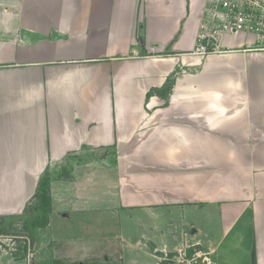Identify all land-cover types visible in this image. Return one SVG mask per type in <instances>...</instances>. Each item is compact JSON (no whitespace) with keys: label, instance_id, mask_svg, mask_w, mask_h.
Instances as JSON below:
<instances>
[{"label":"crops","instance_id":"1","mask_svg":"<svg viewBox=\"0 0 264 264\" xmlns=\"http://www.w3.org/2000/svg\"><path fill=\"white\" fill-rule=\"evenodd\" d=\"M205 1L0 0V223L85 151L116 196L91 211L53 184L48 223L0 264H180L184 244L264 264V38L195 54Z\"/></svg>","mask_w":264,"mask_h":264},{"label":"rangeland","instance_id":"2","mask_svg":"<svg viewBox=\"0 0 264 264\" xmlns=\"http://www.w3.org/2000/svg\"><path fill=\"white\" fill-rule=\"evenodd\" d=\"M81 154L78 158L70 162L68 166H65L64 169L60 168L55 173L58 175L54 177L47 191L50 195L51 200H52L51 187L53 184L55 185L57 184L56 186L62 187L61 186L62 183L72 181L73 179L76 180L78 185L72 188L74 193L72 192L70 197L74 198L77 192L81 193V197L82 196L84 197L83 199L79 200L78 205L79 204H81L82 206L88 205V207H91V211H93L95 208L97 209L98 207H104L106 205L114 204L116 200V196L114 193L115 188L113 187L114 182L112 181L111 176L103 174V172L105 173V170H107L106 166H103V164H105L104 159L108 158L107 157L108 154L101 153L100 156L99 154H95L92 151H85L84 153ZM52 209H53V205L51 203V211ZM75 217L76 215L73 216V221H72L73 225L75 223ZM94 218H97V216H95ZM124 221L125 220L122 219V222ZM22 222H23L22 220L20 221L16 220L13 221L11 224H3L2 222L0 223V236H3V238H5L4 239L5 243L3 244V250L2 252L0 251V253L5 252L9 257H13V258L15 257L17 259L18 258L22 259V256L23 257L25 256L28 241L26 240V236H25L26 234L24 232V229L22 228ZM118 226L119 225L116 224L115 226L110 227V229H115V228L118 229ZM7 238H11L12 240H9ZM12 242L14 243V245H12L13 244ZM103 243L104 241L102 239L98 240L97 237H93L92 235L90 239L91 249L84 245L85 249L79 251L87 252L89 249V251L91 250V252H96V251L98 252L100 248L103 249L104 247ZM12 248H16V250L15 251L13 250V252H11L10 250H12ZM82 248L83 247L79 245V249ZM193 248L194 247L190 248V251H192ZM33 252H31V256H29V254H27L29 257L26 256V259L30 260V264H34L32 258Z\"/></svg>","mask_w":264,"mask_h":264},{"label":"built area","instance_id":"3","mask_svg":"<svg viewBox=\"0 0 264 264\" xmlns=\"http://www.w3.org/2000/svg\"><path fill=\"white\" fill-rule=\"evenodd\" d=\"M239 32H251L261 39L264 38V0H206L193 52L202 56L217 51L226 34ZM4 239L0 236L1 252ZM189 249L190 246L185 244L177 249L176 262L203 264L206 252L201 253L197 250L190 252ZM13 250L16 248L10 251ZM27 254L31 256L30 249Z\"/></svg>","mask_w":264,"mask_h":264},{"label":"trees","instance_id":"4","mask_svg":"<svg viewBox=\"0 0 264 264\" xmlns=\"http://www.w3.org/2000/svg\"><path fill=\"white\" fill-rule=\"evenodd\" d=\"M62 168L64 169L65 167ZM59 169L46 171L41 176L35 194V201L26 207L27 218L22 222V228L30 242L34 240L35 229L48 223L52 200L47 191L54 177L58 175L55 173ZM252 264H255L254 256H252Z\"/></svg>","mask_w":264,"mask_h":264}]
</instances>
